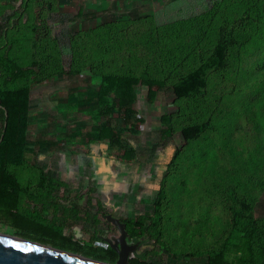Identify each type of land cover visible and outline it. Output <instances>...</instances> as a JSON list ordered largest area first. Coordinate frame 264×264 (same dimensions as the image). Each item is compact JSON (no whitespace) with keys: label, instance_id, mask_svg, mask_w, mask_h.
Instances as JSON below:
<instances>
[{"label":"rangeland","instance_id":"rangeland-1","mask_svg":"<svg viewBox=\"0 0 264 264\" xmlns=\"http://www.w3.org/2000/svg\"><path fill=\"white\" fill-rule=\"evenodd\" d=\"M81 1L85 10L105 8L107 12L92 22L71 21ZM262 8L264 0H0V56L31 68L23 78L11 80L0 63V87L26 88L30 93L25 144L0 153L8 171L28 189L30 196H21V201L35 210L47 204L42 215L61 228L63 235L80 239V254L90 253V258L100 260L99 246H109L104 239L117 241L119 232L89 218L91 207L103 209L102 200H91L90 187L117 181L124 187L125 179L114 170L118 176L96 177L85 190L88 185L83 182L80 186L76 181L65 183L62 168L72 156L89 149L72 143L81 137L89 139L94 129L96 137L98 133L107 136L97 138L98 145L112 149L115 158L135 153L131 139L142 135L159 139L158 132L144 131L141 102H147V110L153 112L161 98L163 103L156 106L157 124L170 125L172 133L184 124L205 123L197 138L180 140L176 162L168 172L162 170L166 183L159 229L170 252L179 255L166 257L177 264H205L204 252L220 249L231 229V209L245 203L253 211L237 219L236 229L250 237L246 264H264ZM147 16L152 18L145 22ZM129 19H142L136 27L139 34L126 27L118 33L116 25ZM221 26L230 28L223 66L208 72L206 86L197 96L177 100L170 86L186 72L191 55H195V65L210 55ZM142 33L149 40L144 41ZM114 54L117 64L111 60ZM144 71L145 81L139 77ZM152 147L145 156L154 157ZM75 162H81L80 158ZM41 171L46 182L37 186ZM153 180V193L143 203L154 202L150 198L157 193L158 179ZM112 197L120 199L122 194ZM131 197L133 201L135 196ZM98 229L106 232L100 235L101 244L90 239ZM152 232L150 241L155 243ZM0 233L40 240L37 234L5 220H0ZM78 233L84 237L78 239ZM139 246L134 241L116 249L117 258L111 263L129 264L131 258L141 261L145 255L149 262L166 264L164 253L160 256L163 247L153 248L152 255H138ZM184 251L195 256L186 257ZM239 252L229 247L227 264H236Z\"/></svg>","mask_w":264,"mask_h":264},{"label":"trees","instance_id":"trees-1","mask_svg":"<svg viewBox=\"0 0 264 264\" xmlns=\"http://www.w3.org/2000/svg\"><path fill=\"white\" fill-rule=\"evenodd\" d=\"M264 11V8H262ZM107 12V11H106ZM105 10L93 12V13H84L83 6L78 7V10L71 18V21L77 20H90V19H100L104 15ZM152 18L151 16L145 17L146 21ZM264 20V13L260 11L259 21ZM140 20L129 19L128 22L118 23L117 29L118 33L123 28L131 33L139 34L140 29L137 30L136 27ZM36 26H31L30 30H35ZM104 28V27H102ZM97 30V29H96ZM152 32V31H151ZM144 41L149 40V35L147 33H142ZM151 35V33H150ZM216 42L213 44L212 51L205 59L200 61L198 65L194 64L195 55H191L187 64L186 72L180 74L176 81L172 83L171 92L177 100H185L188 98H194L203 90L206 86V80L208 72L211 70L219 69L223 66L225 60L226 50L229 45L230 37V28L226 26H221L218 29ZM111 59L115 64L118 63V60L115 56ZM183 58V57H181ZM0 63L4 66L5 71L8 73V77L11 80H16L18 78H23L31 72V68H24L22 65L8 61L5 57L0 56ZM140 79L143 81L146 80L147 74L144 71L140 74ZM149 77V76H148ZM29 94L26 88L23 89H2L0 87V153L6 152L12 149H21L25 144V129L27 128L29 117L27 111V105L29 103ZM205 123L202 121H196L188 124H184L179 130L181 136L184 140L190 141L204 130ZM165 129L162 130L163 136H170L172 130L170 125H166ZM100 130V129H99ZM97 133V131H96ZM106 135H97L96 138L103 139L106 138ZM180 151L176 150L171 157V160L168 164V170L171 169V166L176 162L177 156ZM7 161L0 159V220H5L6 222L12 223L16 227H20L25 231H31L37 234L40 237L38 240L41 243L50 244L52 246L58 247L60 249L82 253V246L77 241H73L70 237H67L62 234V229L53 225L49 220H47L42 212L48 209V205H42L41 210L31 209L28 205L21 201V196L27 195L28 189L24 186H21L19 179L15 174L11 173L7 169ZM46 182V178L43 177L42 171L39 175V183L37 186H42ZM165 178L160 182V188L153 202V212L151 217L156 218V221L145 226L146 221H149L150 216L144 219H137L136 221L128 219L125 221L124 229L127 233L128 238L139 239L141 236L147 234L151 236L153 229L154 238L156 244L160 247H163V252L166 253L171 251V248L168 246V241L163 238L162 233L159 229L161 223L163 222V211L161 210L163 206L164 198V183ZM253 209L245 204L239 203L238 208L231 209V229L224 239L220 249L216 250H206L204 254L208 257L205 261V264H227L226 261V251L229 247L240 251V257L236 259V264H246L247 256L250 253L249 243L250 237L243 235L236 228L237 219L243 216V213H246V216H250ZM101 255L98 256L100 260L106 262H114L117 257L116 251H113L109 247H101L99 249ZM193 251V250H192ZM192 251L183 252L185 256H195ZM93 252V251H89ZM90 257V253L86 254ZM173 254V253H172ZM174 256L176 253L173 254ZM129 264H156L146 260V256H143V259L140 261L136 258H132L129 261Z\"/></svg>","mask_w":264,"mask_h":264},{"label":"crops","instance_id":"crops-1","mask_svg":"<svg viewBox=\"0 0 264 264\" xmlns=\"http://www.w3.org/2000/svg\"><path fill=\"white\" fill-rule=\"evenodd\" d=\"M84 4H85L84 1L83 2L81 1L78 5V7L83 6L84 13L98 12L96 10H85ZM104 9L101 8L99 9V11H102ZM103 16L104 15H102L100 19H102ZM94 20L97 19L83 20V22H87V21L92 22ZM158 100L159 102L155 104L156 106H159L163 103L161 102L162 101L161 98H159ZM141 106L145 107V109L142 110L144 112L143 113L144 131L146 133L158 132L157 134L159 136V139H154L157 141V143H155L154 140H150L148 139V137H144V135H142L140 139L130 140V145L131 146L134 145L135 147L134 149L135 153H133L132 155L131 154L128 155L129 156L128 158H115V156H112V154H114L112 149L105 148V145H101V146L98 145L101 144V142L97 140L95 135L96 132H94L97 129H94L93 136L89 135V139L88 138L85 139L81 137L78 139V142L72 143L73 145H81V144L88 145L89 149L87 151H82L83 153H77L76 155L72 156V158H70L71 162L69 164H66V166L62 168L63 171L66 170V173L64 172V175H62L65 183H67L68 181L71 183L73 181H76L80 186V183L83 182V185H88V188L84 186L86 189L84 187L81 188L85 190L89 189L91 182L95 180L96 177H100L101 180L103 179L106 180L109 176H118L119 174H116L114 170H116L117 173L119 172L120 175L123 176V178L125 179L124 187H122L119 181L109 185H107L104 182H100L99 184L98 183L94 184V185L98 184L99 186L90 187V192L92 193L91 200L95 202L96 197L99 199V201L102 200L103 209L101 210L97 208V206L95 208L91 207V209H89L90 211L88 212L90 213L89 218L95 217V219H97L101 224L106 225L105 227L107 228L109 227V231L113 233L115 232V234L117 233L118 230L117 227H111V225L108 222L119 221L120 223H125V221L128 219H132L136 221L137 219H144L146 217L152 216L151 215L152 212H148V210L152 208L153 203L147 204L143 202L144 199L148 198L147 197L148 195L153 193V189H151V187H153L152 184L154 182L153 178L157 177L158 179V182L156 183L157 185L156 192L158 193L159 191L158 188H160L161 180L163 178H165L166 180V175L164 172L169 171L168 164L171 160L172 155L176 150H180L182 146L180 140H182L183 142L186 141L181 136L179 130L175 131L170 136H163L162 130L165 128L162 127V125L157 124L158 107L156 108V106H154L153 109L154 111L152 112L147 110L146 107L148 106L149 108V104L147 102H141ZM151 146H153L151 152L154 155L153 158H149L148 155L145 156L146 151L149 148H151ZM157 146H159L162 149L161 150L157 149ZM78 157L80 158L81 162H75V160H78ZM88 160L89 162H85ZM64 162L59 161V165H65ZM162 170L164 172H162ZM79 188L80 187H78V190ZM121 194L122 197L120 199L118 197H112ZM130 195L131 196L134 195L135 199L137 200L135 199L133 201L130 200V198H132ZM155 197L153 198L152 196V198H150V201L151 199L154 200ZM149 224L151 223L149 221H146L145 226H148ZM102 230L104 229H98L97 231L95 230V232L92 233V237L90 236L88 237H90V239L93 238L94 240H96L97 243L101 244V242L103 243V238L100 235H102V232H104ZM103 234H106V232H104ZM82 237H84V234L79 235L78 233V239ZM134 241H138V243L140 242L141 244V247L139 246L138 250L137 249L135 250V252L138 255H143L145 253H147L148 255L150 254L152 255L151 250L153 248L154 250H156L158 246L156 244V240L155 243H152L150 241V236L145 234L141 236L139 239H132L126 237L124 248H126V243L128 244ZM78 242H80V239L78 240ZM168 246L170 247L169 244ZM99 247H102V245H100ZM163 253L164 252L162 249L160 256L163 255ZM168 255L175 257V259L179 258L177 257L179 255L174 256L170 251L164 253L165 257ZM180 256L184 257L183 254H181ZM164 261L166 264L169 263L177 264L172 259H168V257H166Z\"/></svg>","mask_w":264,"mask_h":264},{"label":"water","instance_id":"water-1","mask_svg":"<svg viewBox=\"0 0 264 264\" xmlns=\"http://www.w3.org/2000/svg\"><path fill=\"white\" fill-rule=\"evenodd\" d=\"M112 223L118 229L119 239L114 243L104 240L109 248L116 251L118 248H124L127 233L123 223ZM117 262L119 260L116 263L96 260L49 244L0 233V264H120Z\"/></svg>","mask_w":264,"mask_h":264},{"label":"built area","instance_id":"built-area-1","mask_svg":"<svg viewBox=\"0 0 264 264\" xmlns=\"http://www.w3.org/2000/svg\"><path fill=\"white\" fill-rule=\"evenodd\" d=\"M49 220V219H48ZM50 221V220H49ZM72 239V238H71ZM73 241H76L75 239H72Z\"/></svg>","mask_w":264,"mask_h":264},{"label":"flooded vegetation","instance_id":"flooded-vegetation-1","mask_svg":"<svg viewBox=\"0 0 264 264\" xmlns=\"http://www.w3.org/2000/svg\"><path fill=\"white\" fill-rule=\"evenodd\" d=\"M109 247V246H108ZM117 258V257H116ZM132 259V258H131Z\"/></svg>","mask_w":264,"mask_h":264}]
</instances>
